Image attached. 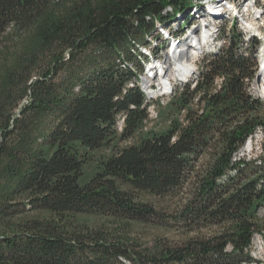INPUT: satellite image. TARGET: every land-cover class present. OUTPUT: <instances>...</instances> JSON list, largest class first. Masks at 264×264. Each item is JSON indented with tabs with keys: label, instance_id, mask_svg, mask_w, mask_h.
I'll return each instance as SVG.
<instances>
[{
	"label": "trees",
	"instance_id": "obj_1",
	"mask_svg": "<svg viewBox=\"0 0 264 264\" xmlns=\"http://www.w3.org/2000/svg\"><path fill=\"white\" fill-rule=\"evenodd\" d=\"M200 1L0 0V264H260L264 155L238 157L260 41L230 36L166 104L138 83Z\"/></svg>",
	"mask_w": 264,
	"mask_h": 264
},
{
	"label": "rangeland",
	"instance_id": "obj_2",
	"mask_svg": "<svg viewBox=\"0 0 264 264\" xmlns=\"http://www.w3.org/2000/svg\"><path fill=\"white\" fill-rule=\"evenodd\" d=\"M236 1L240 4L236 5L242 7V9H234L232 4L234 2H229L228 0H201L200 4H198L199 6H195V16L192 20L195 25L189 29L190 31H186L187 36H185V39L188 43L198 46L197 48L193 47V50L197 51L196 57L189 56L192 52L189 49L179 51L184 45L179 44L178 36H171L172 34L169 31L165 30V34H162L161 38L149 37V40L152 41V47L157 43H161V41L163 45L158 50L157 55H154V60L152 61L156 69L148 71L144 66L138 82L148 100H156L160 101L161 104H166L172 92L164 93V87L159 77L164 75L168 80L171 78L172 90L174 86L181 82L194 79L203 58L220 47H228L230 36H233L234 39L243 40V43H241L243 51L252 49V41L255 37L260 41V45L257 48L259 59L257 58L256 77L251 83L250 90L253 95L262 99L264 103V96H261L257 90L259 84L264 85V75H262L264 70V0ZM200 13H204V15L200 16ZM176 52L180 53L181 62L179 63L173 61L176 57ZM183 61L191 64L193 68L187 73L179 71L182 73L179 74L177 70L175 71V68L181 66ZM151 83L158 85L156 92L152 90V87L150 88ZM149 108L153 119L147 122V128L162 127L164 119L160 117V114L158 115L160 108L157 102H152ZM261 114L264 117V107ZM263 141L264 128L259 126L254 135L247 140L244 147L238 152V157L260 159L264 155ZM261 215H264V209H262ZM141 231H143V234L148 232L146 227ZM251 251L259 263L264 264V234L255 236Z\"/></svg>",
	"mask_w": 264,
	"mask_h": 264
},
{
	"label": "bare ground",
	"instance_id": "obj_3",
	"mask_svg": "<svg viewBox=\"0 0 264 264\" xmlns=\"http://www.w3.org/2000/svg\"><path fill=\"white\" fill-rule=\"evenodd\" d=\"M250 15V14H249ZM189 44V43H188ZM190 47V46H189ZM185 48L183 47L180 51H182V50H184ZM189 49V48H188ZM192 53H195V50L192 52ZM176 64V63H175ZM189 63H185V65H184V62H183V64L181 65V66H178L177 68H175V71L177 70L178 72L180 71H182V72H189V71H191L192 70V68H193V66L191 65V64H189ZM165 68V67H164ZM175 71H174V73H175ZM179 72V74H182V73H180ZM262 75H264V70H263V73H262ZM170 81H171V78H170ZM150 88H151V86H150ZM258 89V92L260 93V95L261 96H264V85H260L259 84V86L257 87ZM264 98V97H263ZM153 111V110H152ZM154 112V111H153ZM155 113V112H154ZM157 115V114H156Z\"/></svg>",
	"mask_w": 264,
	"mask_h": 264
}]
</instances>
